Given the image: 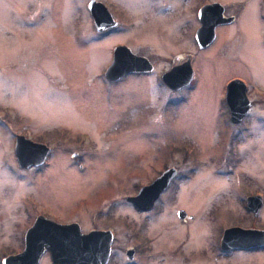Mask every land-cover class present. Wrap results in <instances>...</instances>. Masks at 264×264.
Returning <instances> with one entry per match:
<instances>
[{"label":"rangeland","instance_id":"rangeland-1","mask_svg":"<svg viewBox=\"0 0 264 264\" xmlns=\"http://www.w3.org/2000/svg\"><path fill=\"white\" fill-rule=\"evenodd\" d=\"M31 2L35 8L27 0H0V258L17 248L34 196L64 214L79 207L84 230L110 227L106 264H264V245H218L224 226L264 228V203L256 213L243 203L255 185L264 186V122L248 128L225 122L219 99L225 64L212 72L203 63L206 74L179 91L158 87L153 72L128 74L102 90L98 72L112 38H88L83 0ZM152 50L158 71L166 65L157 55L164 48ZM165 93L173 101L159 109ZM15 132L50 145L36 174L15 167ZM78 139L85 140L81 166L68 154ZM162 162L178 163L175 182L151 207L129 204L126 196ZM35 264H51L47 252Z\"/></svg>","mask_w":264,"mask_h":264},{"label":"flooded vegetation","instance_id":"flooded-vegetation-1","mask_svg":"<svg viewBox=\"0 0 264 264\" xmlns=\"http://www.w3.org/2000/svg\"><path fill=\"white\" fill-rule=\"evenodd\" d=\"M27 3L35 8L38 2L27 0ZM82 6L88 18L89 26L87 27L93 31L88 38L97 40H102L103 37L112 38L108 45L107 63L102 72H98L102 90L106 89L105 86L118 83L128 74L140 75L153 72V78L158 87L168 91L170 89L179 91L195 85L201 74H206L209 69L214 72V65L223 63L225 67L221 68L224 78L219 99L225 122L231 121L244 128L251 127L252 121L264 122V0H83ZM18 10L22 11L20 8ZM47 10L46 8L42 11L36 10L35 14L40 12L36 15L42 16L41 12ZM76 19L77 16H74V20ZM78 30L83 31L81 28ZM80 41L88 42L82 38ZM160 47L164 50L158 51L157 55L164 57L166 65L156 71V63L150 53L155 54L157 50L152 48ZM205 57L206 61H203ZM113 58L116 59L118 73L108 78L104 70ZM130 60L133 64L128 67L131 68L119 72L125 67L120 63H127ZM139 62L147 67L142 68L141 63L139 68L137 64ZM203 63L207 64V71L203 70ZM168 96L169 93H165L162 98L163 104L160 101L159 109L167 108V102L173 101ZM179 97L181 96L177 98ZM230 110L241 113L237 121L230 118ZM16 133L19 132H15L13 136ZM84 139H78L77 143L70 145L68 152L72 161L80 166L84 159V155H81L85 145ZM30 140L44 144L45 153L41 162L20 164L16 157L15 139L10 140L11 156L15 167L24 168L36 174L51 154L50 145L44 139L31 138ZM89 143L94 142L90 139ZM39 147L43 148V145ZM23 157L27 160L38 155L27 152ZM182 160L185 159L182 158ZM169 166L174 168V172L164 188L159 191L152 205L162 191L175 182L176 175L181 171L178 163L162 162L159 168H155L154 177ZM249 194H258V207L264 203L263 185L257 184L253 190L246 193L243 200L245 207L246 196ZM34 200L35 205L32 204L28 211V224L23 229H19L18 246L13 252L23 246L24 232L38 214L58 222L75 221L79 224V207L71 214H64L56 203L53 204L56 208H52L40 205V202L37 204L33 196L31 202ZM129 204L136 207L131 201ZM94 213L98 214L97 217L101 216L99 207L95 208ZM97 228H108L111 231L108 226H97ZM80 229L86 231L81 227ZM263 245L257 244L250 247ZM111 249L112 241L107 261L112 255ZM44 252L47 250L44 249L42 253Z\"/></svg>","mask_w":264,"mask_h":264},{"label":"water","instance_id":"water-1","mask_svg":"<svg viewBox=\"0 0 264 264\" xmlns=\"http://www.w3.org/2000/svg\"><path fill=\"white\" fill-rule=\"evenodd\" d=\"M115 61L116 59L113 58L104 70L108 78L118 73ZM131 61L120 63L125 67L119 72L131 68L128 67L133 64ZM141 63H137L139 68ZM146 67L147 65L142 63V68ZM229 114L233 121H237L241 113L230 110ZM14 139L16 157L20 164L42 161L45 153L43 143L32 141L21 133H16ZM39 145H43V148H40ZM27 152H34L38 157L26 160L23 156ZM173 172V167H166L148 183L141 184L134 194L127 195L126 198L138 208L150 207ZM245 204L253 213H256L259 206L258 194L247 195ZM184 213L183 208L176 209L178 217H183ZM111 238L112 234L108 228H90L81 231L75 221L58 222L38 214L24 232L22 248L2 256L0 264H35L44 249L48 252L51 264H104L108 258ZM257 244H264V228L246 227L238 224L227 225L222 228L218 239L219 247L225 249ZM132 252L133 248L131 247L125 250L128 257H131Z\"/></svg>","mask_w":264,"mask_h":264}]
</instances>
